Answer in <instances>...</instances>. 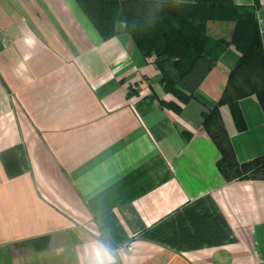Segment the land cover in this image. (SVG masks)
I'll return each instance as SVG.
<instances>
[{"label":"crops","instance_id":"crops-1","mask_svg":"<svg viewBox=\"0 0 264 264\" xmlns=\"http://www.w3.org/2000/svg\"><path fill=\"white\" fill-rule=\"evenodd\" d=\"M124 26L102 37L77 0H0V264H90L93 246L111 264H264V177L218 169L264 155L256 95L242 128L218 103L239 52L182 102Z\"/></svg>","mask_w":264,"mask_h":264},{"label":"trees","instance_id":"trees-1","mask_svg":"<svg viewBox=\"0 0 264 264\" xmlns=\"http://www.w3.org/2000/svg\"><path fill=\"white\" fill-rule=\"evenodd\" d=\"M83 12L102 37L115 32L122 20L143 56H155L160 82L165 91L186 102L206 72L223 51L233 45L239 57L229 75L223 97L218 102L230 105L237 125L243 117L237 100L255 94L264 111V50L257 24L256 7H239L232 0H77ZM231 21L229 40L213 38L206 22ZM188 91L186 94L184 90ZM218 103L215 104L216 110ZM214 109L203 113L204 124L213 119ZM222 135V131H220ZM220 145V144H219ZM218 169L227 178L264 177V155L239 165L233 157H223Z\"/></svg>","mask_w":264,"mask_h":264},{"label":"clouds","instance_id":"clouds-1","mask_svg":"<svg viewBox=\"0 0 264 264\" xmlns=\"http://www.w3.org/2000/svg\"><path fill=\"white\" fill-rule=\"evenodd\" d=\"M27 42L31 45L35 40L30 38ZM86 255L89 257L90 264H111L110 256L101 246H93L90 251L86 249Z\"/></svg>","mask_w":264,"mask_h":264}]
</instances>
